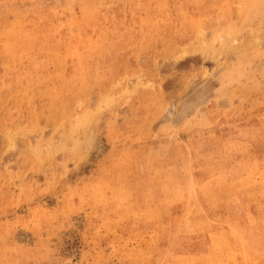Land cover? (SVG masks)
Masks as SVG:
<instances>
[{
    "label": "rangeland",
    "instance_id": "obj_1",
    "mask_svg": "<svg viewBox=\"0 0 264 264\" xmlns=\"http://www.w3.org/2000/svg\"><path fill=\"white\" fill-rule=\"evenodd\" d=\"M0 264H264V0H0Z\"/></svg>",
    "mask_w": 264,
    "mask_h": 264
},
{
    "label": "bare ground",
    "instance_id": "obj_2",
    "mask_svg": "<svg viewBox=\"0 0 264 264\" xmlns=\"http://www.w3.org/2000/svg\"><path fill=\"white\" fill-rule=\"evenodd\" d=\"M241 180H242V179H241ZM171 195H172V194H171ZM210 204H211V203H210ZM253 224H254V223H253ZM210 234H211V233H210ZM210 234H209V235H210ZM224 235H225V234H224ZM210 258H211V257H210ZM211 261H212V260H211Z\"/></svg>",
    "mask_w": 264,
    "mask_h": 264
}]
</instances>
